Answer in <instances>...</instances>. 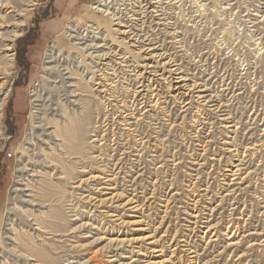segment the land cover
I'll list each match as a JSON object with an SVG mask.
<instances>
[{
    "label": "rangeland",
    "instance_id": "obj_1",
    "mask_svg": "<svg viewBox=\"0 0 264 264\" xmlns=\"http://www.w3.org/2000/svg\"><path fill=\"white\" fill-rule=\"evenodd\" d=\"M99 1L36 0L35 5L29 10L26 8L24 16L20 18V21H24L23 26L17 28L21 36L11 43L13 60L9 69L8 58L0 52V85L2 90L8 88L0 119V264L17 262L1 244L5 241L9 246L11 242L7 241L6 237L12 239L16 229L21 232L29 230L30 251H34L32 242L36 245L35 249L44 244L39 251L43 257H47L48 260H45L50 264H85L89 259L90 263L86 264H264V137L261 136L262 132L258 131L259 127L252 125L253 122L248 120L250 113L254 111L260 120L264 119V0H165L163 3L171 4L161 5L171 18L170 21L179 24V36L176 35L174 40H178L177 45L171 39H167V42H172L168 45V48L172 47L171 52L179 51L178 58L183 67L195 78L205 80L208 73L215 75L211 83H218L224 78L227 85L238 90L235 92L237 96L232 99L233 102L231 100L228 104L232 116L240 122L238 132H228L231 130L223 129V125H220L215 116L212 117L207 112L202 113L196 98L191 100L188 112L180 113L179 102L174 98L170 99L176 93L167 90V85L160 82L161 97H165L167 103L164 105L166 111L159 109L155 116L163 126L160 131L161 140L159 139L161 145H158L156 153L158 163L153 161L152 153L143 151L141 154H144V163H135L133 166L127 162L124 171L112 177L110 172H105L109 170H104L99 157L91 168L86 169L87 173L78 178L86 180L91 177L90 180L75 190L69 187L73 188L72 186L78 183L68 186L66 193H72L74 190L71 200H65L61 195L62 190L56 188L54 183L57 176L52 181L44 177L45 172L52 171L42 169L39 165L29 167L28 180L32 179L34 186L31 194L34 195L35 204L42 203V206H21L19 203L31 198H20L15 192L20 165L18 157L21 156L18 147L22 145L29 150L42 149L49 153L48 146L41 143V131L34 128L32 133L29 132L31 117L37 112L33 105H39L37 108H41L40 111L43 112L58 96L54 88L59 84L48 83L46 78L51 77V81H58L60 78L43 69L45 53L58 41L60 50L67 59L64 66L72 68L73 60L79 58L77 54H72V58L67 57L72 49L66 28L69 25L77 26L81 33H85L93 24L103 26L101 15L91 10V6ZM124 2L129 3V0H113L114 8H121L119 5ZM148 25L147 23L144 29L146 32ZM104 30L106 32L103 35L117 44L120 36H115L113 29L108 27ZM149 30L152 31L153 28ZM120 49L129 65H134L132 67H136L135 71H139V74L142 72L143 78H148L149 70H144L148 61L136 59L128 54L131 50L134 51L129 45H121ZM132 73L127 72L125 78L128 76L133 80V76H129ZM164 74L167 77V73ZM121 80L123 79L113 84L114 92L112 91L113 96L110 97V100L113 99L110 102L112 110L115 106H120L121 101H126L129 107L132 106V88H128L127 81L124 83L125 80ZM33 92L41 98L40 102H32ZM198 108L200 112H197ZM72 109L80 111L72 106L65 108L66 120L73 119L71 115L69 117ZM169 110L172 111V121H176L175 125H179V129L176 127L172 130L168 127L169 122L166 123L165 115ZM40 111L38 113H41ZM49 113L51 112H47L49 119L65 124V120ZM109 113L112 114V111ZM118 114L115 112L109 121L113 122L114 116ZM195 118L199 124L206 122L204 130H199L202 126L196 128L201 131L200 134L195 133ZM117 121L115 119V122ZM35 122L36 127L38 120ZM148 122L153 124L151 120L144 119L141 121V127H147ZM261 123L262 121L258 122V125ZM153 126L150 128H156L158 125ZM150 128H146L147 131ZM250 128H253V131L248 134ZM116 129L122 131L123 127L117 125ZM29 136L32 139L30 144L27 141ZM258 139L263 143L262 148L259 153L253 155L250 166H247L249 162L244 166L241 177H236L242 180L230 181L229 170H234L231 165L233 162L237 164L234 152H229L231 146H236L238 152L242 153L251 143L259 144ZM199 140L208 144L204 152L198 146ZM96 146L99 147V144L96 143ZM170 154L180 159L174 163ZM197 154L201 156H192ZM96 156L98 152L95 153ZM195 157L197 161L194 160ZM248 159L246 158V161ZM23 160L25 163L27 157ZM193 162L196 165H193ZM78 170L82 171L81 168ZM32 173L36 176L31 178ZM50 182L55 186L47 188ZM134 206L137 207L133 208ZM12 207H22V211L28 213L33 210L32 213L43 217L42 220L44 223L46 221L48 229L53 230H48V234L39 238L41 243L37 239L31 241L30 235L37 233L33 230L35 226L28 222L30 228L24 227L20 215L14 213ZM49 224L53 228L48 226ZM231 224L232 227L226 230ZM208 226L210 233L206 232ZM44 248L47 250L42 252ZM189 249L196 250V253H190Z\"/></svg>",
    "mask_w": 264,
    "mask_h": 264
},
{
    "label": "bare ground",
    "instance_id": "obj_2",
    "mask_svg": "<svg viewBox=\"0 0 264 264\" xmlns=\"http://www.w3.org/2000/svg\"><path fill=\"white\" fill-rule=\"evenodd\" d=\"M35 1L36 0H0V52H3L8 58L7 60L8 69L9 67L12 66L11 64L13 60V54L11 53L12 50L11 43L15 41L16 38L21 36V33L17 31V28L23 26L24 21H20V18L24 16L23 13L26 12V8H28L29 10V8L35 5ZM163 1L165 2V0H129V3H127L128 2L127 1L119 5L121 6V8H114L113 0H100L98 3L93 4L91 6V10H94L95 13L101 15L100 19L103 22V26H101L100 24H97L95 26L93 24L92 26H90L91 29L86 31L85 33H81L78 30V28H76L77 26L74 27L73 25H69L66 28L68 39L70 41L71 49H72L71 53L69 52L67 57L72 58V54H77V57L79 58V60L78 59L73 60L72 68H68L67 66H64L65 60L67 59L66 57L63 56L64 52L60 50V44L58 43V41H55L54 45L49 50L46 51L43 69L47 72H50L51 74H55L58 79L60 78V80L58 81L54 79H53L54 81H51L50 80L51 77L46 78L48 80V83H54V85L59 84L57 88H54L55 92L58 93V96L55 100H52L50 106H47V108L43 109V112L40 111L41 108L40 109L37 108V106L39 105L37 104L33 105L35 110H37V112L35 113L34 111L36 115L31 117V121H30L31 125H29V132L32 133L34 128H38L41 131L39 132L41 134L40 135L41 143L48 146L49 153L44 152L42 149L29 150L28 147L24 146L25 147L24 148L22 145L18 147V152L20 153L21 156L18 157V162L20 165L17 170L19 176H18V181H16L17 188H15V192L17 195H20V198L29 197L32 199V200L25 199L19 201L21 206L24 205L25 206L29 205L32 207L42 206V203L35 204V200H33L34 195H32L31 193L33 192L32 190L34 186L32 185L31 182L32 179L28 180L29 167H35L36 165L37 166L39 165L40 167H42V169L47 168V170L52 171V173L45 172L44 177L48 178L49 181H52L53 178L57 176L55 179L56 183H54L57 186L56 188L62 190L61 195H63V198L65 200L66 199L71 200L72 197L74 196L72 195L74 194L73 191L75 189H78L82 183L84 184L85 182L91 179L90 176H89L90 178L89 179L87 178L86 180H80V179L78 180V178L81 177V174L87 173L86 169L91 168L92 164L94 162L96 163L97 158L99 157L103 158V160H101V158L99 159H100V163L104 165V170L106 168L109 170L105 172L108 173L110 172L111 173L110 175L112 177L121 174L125 169L124 167H127L126 166L127 162L132 164L133 166L140 162H143L142 160L144 158V154L143 155L141 154L143 151L152 153L151 155L153 156L151 157L152 159L154 157L153 161L156 162L158 157V156L156 157L157 147H159L158 145H161V141H159L161 137L160 131L163 130V126L162 123L160 124V122H158L159 118L155 116L158 113V112L156 113L157 110L160 109L164 111L166 109V106L164 105H166L167 103L166 98L161 97L160 92L162 91V87L160 86L161 84L160 82H163V84L165 83L167 85L166 86L167 90L176 93V95L174 97L171 96L170 99L174 98L177 102H179V104L181 105V107H179L180 113H185L187 110H189L190 107L189 105L191 104L190 102H192L191 100L193 98H196L198 100L196 101L198 106H200L202 109L201 112L202 113L207 112V114H209L212 117L215 116L216 120L220 122V125H223L222 127L223 129L231 130L228 132L234 133L240 128L238 126L240 122L236 121L235 120L236 117L234 118L232 116L231 111L229 109L230 105H228L229 102L237 96L236 91L238 90L237 89L234 90V88L230 87V85H227L225 83L224 78H222L218 83L216 82L211 83V80L214 79L215 77V75L213 74L208 73L205 76L207 77V79L205 78V80L200 78H195L194 76H192V74L189 72L187 68L183 67L182 63L180 62L181 60H179L180 57L178 56L179 51L171 52L172 47L168 48V45L172 44V42H167V39H171V41L175 40L176 35L178 34L177 29L179 24L177 25L175 22L170 21L171 18L167 16V14L164 11V8H162L161 5L163 4L169 5L171 3L170 2L163 3ZM167 21L172 23H169ZM147 23L149 25L147 26L148 31L146 32L144 29H146ZM105 27L110 28V30L113 29L112 32H114L115 36L116 35L120 36L119 37L120 40L116 41L117 44H114L112 41H110L107 38V36L103 35V33L106 32V30H104ZM149 28L150 29L153 28V30L150 31ZM155 29L156 31L154 32ZM176 41L173 42L175 45H177L178 43ZM125 44L132 47V49L134 48V51H137L134 52L133 50H131L128 54L132 55L136 59L138 58L140 60L141 58L142 60L148 61L144 65L145 72L149 70L147 72V74L149 75L148 78L147 77L143 78L142 72H140L139 74V71H135L136 67H132L134 65H129V61L127 60L126 56L124 55V53L121 52L120 49V46ZM140 53H142V55ZM152 63H154V65ZM124 68L127 69L132 68V70L126 71ZM127 72L134 73L129 75V76H133L134 78L133 80L130 79V77L128 78V76H126L125 78ZM164 73H167V77H165ZM120 79L125 80L124 83L127 81L128 83L127 85L129 86L128 88L130 87L132 88V91H130L131 89H129V91L131 92L132 106L129 107L126 104L127 103L126 101L123 102L121 101L120 103L122 104H120V106H115L114 108L115 111H114V109L112 110V105L110 104V102L113 99L110 100V97L113 96L112 94L114 92L112 90L114 89L113 84L119 82ZM144 82H147V84H145ZM215 85L218 86L215 88L214 87ZM34 92L31 95L33 97L32 102H36V103L40 102L39 100L40 97L37 96L36 93ZM7 93H8V88L2 90V86L0 85V119H1V111L3 110V107L6 104ZM239 95L240 94H238V96ZM115 96L116 95H114V97ZM62 97H64V99H62ZM69 106H72L73 108H77V109L79 108L80 111L77 112L76 110L72 109V111H70L69 117L71 115L73 119L66 120L65 119L66 116L64 117L65 108ZM110 106L111 108L109 109ZM38 111H40L41 113H38ZM48 111L51 112L49 113L50 115L65 120V124H62L61 122L58 123V120L49 119V117H47ZM111 111L112 114L109 113ZM172 111L169 110L168 114L165 115V117H167L165 121L166 123L169 122L168 127L169 128L171 127L172 130H174L176 127L179 129L178 127L179 125H175L176 121L175 120L172 121ZM115 112L119 113L118 116H114L115 119L118 121L115 122V119L113 118L114 119L113 122L112 120H110L112 122L111 123L109 121V118L111 116L113 117V115H115ZM197 112H200L199 108L197 109ZM150 113H152V115H149ZM209 115L207 116L209 117ZM141 116L142 118H140ZM144 119L151 120L153 124L148 122L149 125L145 128H142L141 121H143ZM35 120L36 121L38 120L37 122L38 125L36 127H35L36 124ZM248 120L253 122L252 125H256L259 127L258 131L262 132L261 136L264 137V119L260 120V117L254 111L250 113ZM261 121L262 123L258 125V122ZM194 123L196 125L195 127L196 132L195 131L194 132L196 134H200L201 131L204 130L206 122L199 124L198 120H196L195 118ZM117 125L122 126L123 127L122 131L124 132H122L120 129L118 131L116 129ZM153 125H158V126L156 128L151 129L150 127ZM114 127L115 129H110ZM148 127L150 128L149 131H147ZM199 127H201L199 129L201 131H197L196 128ZM116 130L117 132L115 133ZM252 131L253 128H250L248 129L247 132L248 134H250V132ZM27 141H29V144L31 143L32 139L30 136H29V140ZM56 142L58 143L56 144ZM258 142L259 144L253 142L251 143L250 147L246 146L243 149L242 153L238 152L236 146L234 145L231 146L232 149L229 152H234V155L236 157L235 162L237 164L235 165L233 162L231 165V169L234 170H229V172L231 173V175H229L231 177L230 181L238 180L239 177H241L240 175L243 174L241 172L244 170L243 168L245 165H247L248 162L249 163L247 166H250L253 155L259 153V151L262 148L263 143H260L262 141L259 140ZM96 143L99 144V147L96 146ZM207 145H208L207 142H203L201 140L198 141V146L201 147L200 149L202 152L205 151ZM97 152H98V156L95 157V153ZM192 156L198 157L201 155L197 154ZM25 157H27V161L24 163L23 158ZM170 158L174 159L173 161L171 160L174 163L180 159V158L176 159V156L174 155H171ZM246 158L249 159L246 161ZM196 159L197 158L195 157L194 160L197 161ZM158 161L156 163H158ZM193 163H194L193 165H196L195 162ZM78 168H81L82 171L78 172L79 171ZM116 171L117 173H115ZM33 173L32 175H30L31 178L36 176ZM237 176L239 177L236 178ZM77 183L78 185L72 186L73 188L69 187V189H74L72 193L71 192L69 194L66 193V190L69 185L71 186L72 184H77ZM52 184L53 183L50 182V184L47 185V188L55 186L54 184L53 185ZM262 187H264V185ZM26 192H28V194H25ZM234 194H236V191ZM35 199L37 200V198ZM166 203L168 202L166 201ZM135 207L137 206H134L133 208ZM12 211L20 215L21 217L20 219L22 220L21 224L27 229L28 227L30 228L28 222L29 223L32 222L33 223L32 225L35 226L34 227L35 229L33 228L32 229L34 231H37V233L35 235H30L31 241L36 239L39 241V238H42L44 237V235L48 234L47 232L48 230H50V232L51 230H53L51 228L48 229V227L46 226L47 224L46 221L45 224L44 220H42L44 218L37 217L36 216L37 214L34 215L32 213L33 210L28 213V211H22V207L21 208L14 207ZM52 220L51 223L54 224L55 222H53ZM48 226H50V224ZM230 227H232V224L231 226H227L226 230H228ZM206 228H207L206 232H208L210 227L208 226ZM17 231L19 230L17 229L15 230L12 239H9L10 237L9 238L6 237L7 241L11 242L9 245L11 246L10 248L5 244L6 243L5 241H2L1 243L3 244V248L7 250L9 256L13 257V259L17 261L15 263L13 262V264H50L49 261L45 260V258L47 259V257L46 256L43 257L42 253L39 251L41 250L40 249L41 246L44 247V244L38 245L39 249L37 247L35 249L36 245L34 246L33 245L34 242H32L33 244L31 245L32 247H34V251H30L29 249L31 248L28 249L29 230L24 232L23 231L17 232ZM39 243H41V241H39ZM57 247L58 246H56V248ZM44 250L47 249L44 248L42 252H45ZM195 251L196 250L190 251V253L195 254L196 253ZM51 253L53 252L51 251ZM59 259L61 258L59 257ZM90 261L91 259L87 260L85 264L88 262L90 263Z\"/></svg>",
    "mask_w": 264,
    "mask_h": 264
}]
</instances>
